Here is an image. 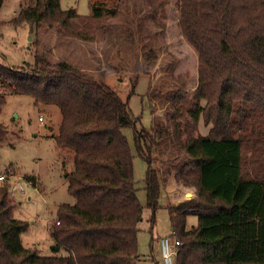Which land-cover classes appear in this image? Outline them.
Returning a JSON list of instances; mask_svg holds the SVG:
<instances>
[{
	"label": "trees",
	"instance_id": "1",
	"mask_svg": "<svg viewBox=\"0 0 264 264\" xmlns=\"http://www.w3.org/2000/svg\"><path fill=\"white\" fill-rule=\"evenodd\" d=\"M126 1L90 2L91 14L80 16L62 10L60 0H34L9 23L45 26L58 37L91 43ZM140 1L161 30L173 1L180 34L197 55L191 99L183 78L172 79V92L161 102L165 124L152 134L138 132L127 102L86 71L43 55H35L30 67L0 64L2 89L59 109L54 142L72 160L65 178L74 198V204L58 206V224L48 227L52 251L62 248L67 255L45 257L22 244L29 224L13 217L8 186L0 185V264H135L143 208L124 127L133 128L135 149L147 163V208L156 210L165 180L151 167L152 152L159 168L168 170L162 173L176 168L174 178L193 191L191 199L167 208L171 234L180 243L174 264H264V0ZM141 26L139 19V33ZM144 60L154 64L151 49ZM4 102L0 93V112ZM200 120L210 126L206 135L197 131ZM5 137L0 125V144ZM168 145L179 162L172 169L156 158ZM190 215L197 224L186 229Z\"/></svg>",
	"mask_w": 264,
	"mask_h": 264
},
{
	"label": "rangeland",
	"instance_id": "2",
	"mask_svg": "<svg viewBox=\"0 0 264 264\" xmlns=\"http://www.w3.org/2000/svg\"><path fill=\"white\" fill-rule=\"evenodd\" d=\"M94 1L97 0H60V8L75 9L78 15L89 16L90 2ZM33 4L34 0H2L0 64L11 68L30 67L35 55H43L51 62H64L86 71L127 102L138 132L145 130L152 134L157 124H165V108L161 102L172 92V79L183 78L187 98L191 99L197 87V55L180 34L173 1L167 4L165 25L161 30L145 16L146 8L140 0H127L117 19L109 21L104 31L96 32L91 43L58 37L45 26L36 29L28 25L14 27L9 23L22 8ZM139 19H142L140 33ZM150 49L155 60L148 66L144 56ZM154 92L160 96H150ZM0 93L5 99L0 125L6 131L5 140L0 144V174L10 170L14 176L25 180L32 177L35 183V188H26L25 196L9 200L14 206L13 217L29 224L21 235V242L37 250L40 256H65L67 253L62 248L55 253L52 251L54 243L48 232V227L55 222L58 206L74 204L65 178V174L73 170L72 160L69 153L54 142L61 122L59 109L54 105H36L30 96L13 94L7 87L0 86ZM209 129L201 120L198 122L199 134L206 135ZM122 133L133 156L134 186L143 208L138 223L135 264H163L158 242L171 234L167 208L191 199L193 191L174 178L176 168L172 167L179 165L178 157L171 146H162L156 158L172 172L165 175L168 170L160 169L154 152L151 153V167L165 180L160 184L156 210L152 212L147 208L144 183L147 163L137 154L133 128L124 127ZM193 174L191 169L185 177L190 180ZM196 224L195 216H187L186 229Z\"/></svg>",
	"mask_w": 264,
	"mask_h": 264
},
{
	"label": "built area",
	"instance_id": "3",
	"mask_svg": "<svg viewBox=\"0 0 264 264\" xmlns=\"http://www.w3.org/2000/svg\"><path fill=\"white\" fill-rule=\"evenodd\" d=\"M0 185L8 186V197L14 201L15 198L19 199V197L25 196L27 187L35 188V183L32 180L16 177L10 170L0 174ZM54 223L58 224L56 221ZM158 244L163 264H174L180 246L179 241L173 234H170V237L160 239Z\"/></svg>",
	"mask_w": 264,
	"mask_h": 264
},
{
	"label": "crops",
	"instance_id": "4",
	"mask_svg": "<svg viewBox=\"0 0 264 264\" xmlns=\"http://www.w3.org/2000/svg\"><path fill=\"white\" fill-rule=\"evenodd\" d=\"M193 195V194H192ZM20 198V197H19ZM20 203V202H19ZM25 247V246H24ZM27 248V247H26Z\"/></svg>",
	"mask_w": 264,
	"mask_h": 264
}]
</instances>
